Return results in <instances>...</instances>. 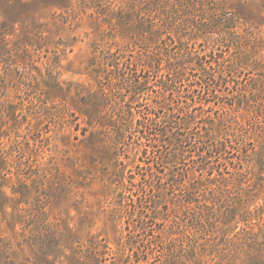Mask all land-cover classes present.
<instances>
[{
	"label": "rangeland",
	"instance_id": "1",
	"mask_svg": "<svg viewBox=\"0 0 264 264\" xmlns=\"http://www.w3.org/2000/svg\"><path fill=\"white\" fill-rule=\"evenodd\" d=\"M213 1L221 9L215 25L229 34L207 32L188 50L207 53L202 61L212 68L239 57L238 84L222 95L218 83L216 97L188 94V110L201 114L192 132L226 116L224 131L231 126L230 132L252 138L239 150L231 145L227 158L238 165L243 154L253 172L243 190L230 185L223 194L206 195L207 204L199 197L200 209L181 201L188 189L183 170L191 167L199 143L188 138L179 145L188 152L178 165L165 163L160 155L170 147H157L159 130L147 116L141 119L164 82L165 57H155L148 68L146 54L162 52L165 37L149 40L134 28L138 18L130 5L138 7L140 0H0V26L9 34L0 46V132L7 148L17 140L11 173L0 176V264H234L244 252L264 250V152L258 141L264 138V20L258 19L264 0ZM172 3L169 16L176 19L163 30L167 42H174L175 32L194 35L193 24L200 22L193 0ZM228 17L233 20L225 24ZM252 81L255 95L243 110L235 105L236 88ZM185 83L177 84L180 94ZM18 167L27 177H15ZM19 196L26 199L16 206ZM203 209L206 221L196 235L185 236V225ZM244 210L254 225L246 246L238 244L245 237L239 234L246 228Z\"/></svg>",
	"mask_w": 264,
	"mask_h": 264
},
{
	"label": "trees",
	"instance_id": "2",
	"mask_svg": "<svg viewBox=\"0 0 264 264\" xmlns=\"http://www.w3.org/2000/svg\"><path fill=\"white\" fill-rule=\"evenodd\" d=\"M194 10L195 12L200 11V14H197V18H199L200 22L193 24L195 28L194 35H183L181 33L175 32L172 34L174 38V42H167L168 34L163 33V30L166 27L167 22L175 21V17L170 15L173 12L174 6L169 0H140V6H136V2L131 3L130 11L131 15L138 18V24L134 25V28L138 31H141V34L145 36H149L147 38L152 39V37H156L160 39V36H164L163 40L164 46L162 52H154L148 51L149 54H146V63L148 68L151 67L152 63H154L155 57L162 58L165 57V61L163 63L164 71L161 76H163L164 82L160 86V96H154L151 98L150 103H148V110L145 113L144 111L141 113V119H145L144 116H147V119L150 121V125L152 127H157L159 133L157 134V147L164 148L165 146H169V153L165 155H160V158L164 159L168 164L178 165V161L181 157L185 156L188 151L179 147L180 143H185L188 138H195L198 144V150L195 151L192 165L189 169L183 170V174L187 175V180H185L187 191L184 194L181 201L185 204V207H193L198 208L199 197L204 198L205 204L209 202V198L206 197L212 196L215 194H220L226 192L230 185L236 188H240L242 185L246 184V180L248 174H251V166H248L244 162L243 154L240 155L238 159L240 162L236 165L234 162H231L230 159L227 158L228 149L231 148V145L237 144V147L234 148L239 150V146L247 145V143L252 139L250 138V134L247 135L246 132H241L240 134H235L234 130L230 132L232 129L229 126L228 131H224V126L228 124L226 120V116H219L215 120H207L203 123L204 126L198 127L196 132H192L194 124H197L199 120H201V114L195 113L192 110H188L190 108V102L192 101L188 94L194 92H205L207 91V97H216L215 93L218 87H221L222 95H225V89L227 86L233 87L235 84H238L234 80L233 77L236 75L237 65L239 64V57L235 58L232 64L223 65L222 63L216 64L215 67L212 68L211 64L205 65L202 61V57H206L207 53L199 55L197 52H190L188 50L189 42H195L198 39L206 38L208 34H216L218 37H223L229 33L221 31V29L216 27L218 24L217 21L219 19V15H221V9L218 8L217 4L213 0H193ZM176 11V8H175ZM227 13V12H225ZM147 14H150L149 18ZM212 14V16H210ZM136 15V16H135ZM260 21L264 20V16H258ZM146 20V21H144ZM230 19L226 20L225 24H229ZM264 23V22H261ZM216 24V25H215ZM124 25V24H123ZM128 25V24H127ZM220 25V24H218ZM222 25V24H221ZM224 25V24H223ZM130 27V26H129ZM227 27V26H226ZM7 30L2 29L0 26V46H2L5 42L9 34L6 32ZM207 35H202L207 33ZM234 36V34H232ZM215 37V36H214ZM213 37V38H214ZM225 38V37H224ZM167 39V40H166ZM3 43V44H2ZM174 44L178 45L176 48L178 51H173ZM236 49H241V46H236ZM119 64H117L118 67ZM145 66V67H146ZM217 67H222L221 70H217ZM160 69V68H159ZM120 73V69H118ZM193 77L191 80L188 77ZM166 77L171 79L165 80ZM173 78V79H172ZM189 80L187 83H185ZM185 83L184 87L181 88L182 94L177 90V84ZM254 81L249 82L245 85H241L239 83V87L236 88V93L239 95L236 99V106L241 107L243 110H248L251 100L250 97H254L255 95V87H252ZM142 82H139L138 86H134V92H138L140 89ZM233 84V85H232ZM264 85V83H263ZM175 93V94H174ZM204 94V93H201ZM169 95L175 96V99L170 98ZM234 95V94H233ZM262 95V94H261ZM180 100V101H178ZM204 105H210V102L207 100L204 102ZM186 109V110H185ZM14 115V112L12 113ZM140 121V120H139ZM208 125V126H205ZM0 126H4L3 122H0ZM141 126V124H140ZM264 130V126H261ZM264 134V133H263ZM2 132H0V176L2 175H10L11 170V162L13 155V149L16 148L17 140L13 141V145H8V148L2 142ZM254 140V139H253ZM261 142L260 151L264 152V138L260 136L258 140ZM154 147V146H152ZM179 147V148H178ZM213 154L219 155V163L220 167L214 166L211 162L214 158ZM264 155V154H262ZM245 156H247L245 154ZM192 157V156H190ZM262 165L264 166V156L263 159H260ZM245 164V166H244ZM242 165V166H240ZM23 169L19 168L14 173L15 177L18 178L20 176L27 177L25 173H23ZM155 172H151V175L154 177ZM202 175V178L197 181V183L192 182L194 178L197 177L198 174ZM264 172H261L263 174ZM154 180V179H153ZM173 185H178V182L175 180L172 181ZM20 184V187L26 186ZM148 185V184H147ZM5 187V184L0 185V194L3 193L2 189ZM12 195H17V192L14 190V186H12ZM241 189V188H240ZM243 190V189H241ZM23 196L15 197V205H20V199ZM9 199L8 197H4ZM26 201V200H25ZM156 201L151 200V203ZM27 202V201H26ZM25 202V204H26ZM211 202V201H210ZM202 204L203 206H208ZM202 209V206L200 207ZM208 215V214H207ZM251 212L244 210L242 213L243 221H247L244 223L246 228H242V238H239L238 244H243L246 246V239L254 234V225H251ZM207 216L205 213V209L202 210L199 216L195 217L194 224L185 225L183 234L185 236L196 235L198 228L203 225V221H206ZM184 227V226H183ZM142 232H147L145 226L140 228ZM155 237L154 235H151ZM172 233L166 232L165 239H171ZM251 238V237H250ZM258 251V250H257ZM260 253L253 252H244L241 254L242 256L238 258V261L234 264H264V250H260ZM79 261L78 257L76 258ZM7 264H16L13 262Z\"/></svg>",
	"mask_w": 264,
	"mask_h": 264
}]
</instances>
